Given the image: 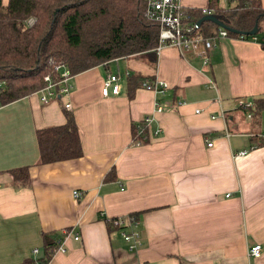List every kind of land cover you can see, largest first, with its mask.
I'll list each match as a JSON object with an SVG mask.
<instances>
[{
  "label": "crops",
  "instance_id": "1",
  "mask_svg": "<svg viewBox=\"0 0 264 264\" xmlns=\"http://www.w3.org/2000/svg\"><path fill=\"white\" fill-rule=\"evenodd\" d=\"M179 2L207 7V0ZM260 23L256 41L215 40L206 64L166 45L71 75L68 95L46 104L32 93L0 105V264L40 258L45 242L52 243L47 264H264ZM106 73L118 76L115 95H100ZM126 73L166 88L137 86L128 96ZM154 102L168 108L156 112ZM64 112L80 156L37 164L35 130L62 125ZM133 126L143 127L145 142L130 143ZM21 167L23 186L10 172ZM110 219L124 225L108 228ZM120 231L137 232L139 245L127 250ZM254 244L259 256L248 259Z\"/></svg>",
  "mask_w": 264,
  "mask_h": 264
},
{
  "label": "trees",
  "instance_id": "2",
  "mask_svg": "<svg viewBox=\"0 0 264 264\" xmlns=\"http://www.w3.org/2000/svg\"><path fill=\"white\" fill-rule=\"evenodd\" d=\"M225 2L233 3L232 7L221 8L218 0H207L206 10L224 19L230 29L246 32L255 21L258 26L264 20V9L256 0ZM143 9L144 0H0V105L42 88L43 76L56 78V65L74 75L112 59L152 52L158 27L144 17ZM182 13L183 23L191 26L202 15L199 9H183ZM216 28L203 22L193 30L207 37ZM225 32L227 36L248 37ZM150 81L126 73L128 96L135 87ZM131 134L130 143L146 141L142 126L138 130L133 126ZM35 143L37 164L80 156L75 124L68 112H64L62 125L36 129ZM26 169L10 171L15 184H27ZM105 222L108 228H115L111 219ZM51 247L52 243L45 242L42 257H29L17 264H42Z\"/></svg>",
  "mask_w": 264,
  "mask_h": 264
},
{
  "label": "built area",
  "instance_id": "3",
  "mask_svg": "<svg viewBox=\"0 0 264 264\" xmlns=\"http://www.w3.org/2000/svg\"><path fill=\"white\" fill-rule=\"evenodd\" d=\"M182 10L179 0H144V17L155 22L158 27L157 41L152 52L156 53L161 47L170 45L173 46L180 55L190 51L201 60L202 64H206L207 52L214 46L215 40L227 37L226 32L217 27L211 35L202 37L199 33L193 30L195 28L194 26L183 23L184 16ZM200 12L202 15L210 13L206 9H202ZM31 23V19L26 21L27 25H30ZM247 38L251 41H256L254 35L248 36ZM53 71H58L56 78L50 79L47 75L43 76V87L34 92V94L37 95L38 102L41 104H46L55 98L65 97L69 93L70 87L67 84V80L70 78L71 74L66 68L60 65L54 66ZM117 79L118 76L116 74L106 73L101 83L100 95L106 96L107 94H117ZM141 87L145 90L152 91L155 94H162L166 85L161 81L152 80L148 83L143 82ZM62 107L66 110L69 109V103L64 102ZM167 108L166 105L157 102L153 103V110L156 112ZM147 122L148 118L145 117L142 123L145 125ZM210 145V142L206 143V147H210ZM241 154V152L238 153V155ZM72 195L75 196L76 192H72ZM111 224L115 227L124 225L123 221L120 219L111 220ZM129 225L131 227L135 226L132 219L129 221ZM119 234L126 244L127 250L132 251L139 245V236L137 232L120 231ZM77 238V234L72 233V239L76 240ZM56 249L60 251L62 250L60 242L57 244ZM259 253L260 247L257 244L249 246L246 249V256L248 259L258 257ZM32 254H35V250L32 251ZM42 264L47 263L44 262Z\"/></svg>",
  "mask_w": 264,
  "mask_h": 264
},
{
  "label": "water",
  "instance_id": "4",
  "mask_svg": "<svg viewBox=\"0 0 264 264\" xmlns=\"http://www.w3.org/2000/svg\"><path fill=\"white\" fill-rule=\"evenodd\" d=\"M203 22H209V23L213 24L214 26L219 27V28H221L227 32H230L232 34L241 35V36H252V35H255L258 31L256 21L253 23L252 27L248 31L240 32V31H236V30H233V29L226 27L225 26V20L222 19L220 16L212 14V13L201 15L196 20L194 27L197 28Z\"/></svg>",
  "mask_w": 264,
  "mask_h": 264
},
{
  "label": "rangeland",
  "instance_id": "5",
  "mask_svg": "<svg viewBox=\"0 0 264 264\" xmlns=\"http://www.w3.org/2000/svg\"><path fill=\"white\" fill-rule=\"evenodd\" d=\"M218 1L220 2V4H221L222 7H229V8H231L232 5H233V3H226L225 0H218ZM260 24H262V21H261ZM260 33H261V31H258L256 34L259 35ZM108 66H109L110 69H113V64H110Z\"/></svg>",
  "mask_w": 264,
  "mask_h": 264
}]
</instances>
